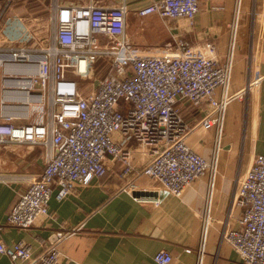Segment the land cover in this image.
Wrapping results in <instances>:
<instances>
[{"label": "built area", "instance_id": "built-area-1", "mask_svg": "<svg viewBox=\"0 0 264 264\" xmlns=\"http://www.w3.org/2000/svg\"><path fill=\"white\" fill-rule=\"evenodd\" d=\"M13 2L8 0L0 10V145L48 150L41 172L19 193L6 223L30 228L39 216L49 214L54 188L58 200L66 198L76 185L103 174L107 158L122 163V174L156 178L175 197L206 174L209 186L196 260L202 264L227 105L254 92L253 84L260 80L251 77L240 91L230 92L241 0H236L223 57L212 41L194 46L179 38L160 49L135 47L124 2L108 6L52 0L41 26L10 14ZM198 8L199 0H155L136 14L185 18L192 24ZM35 32L43 38L37 44ZM258 55L253 54L255 61ZM74 76L93 78V88L81 93ZM185 102L204 109L197 122L183 116ZM197 125L214 129L211 158L186 143ZM133 151L142 155L141 165H134ZM233 194L232 203L241 210L238 226L224 228L222 239L239 252L243 264H264V154H255L237 175ZM78 230L80 226L57 230L56 240L38 255L28 243L8 245L0 238V253L12 264H58L59 242ZM154 260L171 264L172 255L160 249Z\"/></svg>", "mask_w": 264, "mask_h": 264}, {"label": "crops", "instance_id": "crops-1", "mask_svg": "<svg viewBox=\"0 0 264 264\" xmlns=\"http://www.w3.org/2000/svg\"><path fill=\"white\" fill-rule=\"evenodd\" d=\"M7 1L0 0V10ZM91 1L108 6L127 4V31L137 48L160 49L167 41L179 38L194 46L212 41L220 57L228 48L236 6V0H199L195 20L189 24L185 18L136 14L155 0L71 3ZM51 3L46 0L44 4L48 10ZM241 4L230 92L240 91L251 77L259 76L260 80L253 84L254 92L227 105L202 264H243L239 252L222 239L221 231L238 226L241 210L232 203L237 175L250 165L255 154H264V0H241ZM253 54H259L256 61ZM181 110L191 123L204 113L189 102ZM235 118L237 124L232 122ZM231 123L236 126V136L226 127ZM213 141L214 129L198 125L186 136L193 151L206 158L212 156ZM47 150L39 145H0V238L8 245L22 241L38 255L56 240L57 230L80 226L59 242L58 264H156L154 255L160 249L171 253V264H196L209 186L206 174L175 197L156 178L132 171L122 174V163L107 158L103 174L95 175L87 185H76L66 198L58 200L54 188L49 214L39 216L30 228L7 224V212L29 180L41 172ZM132 159L135 166L143 162L136 151ZM0 264L12 263L0 253Z\"/></svg>", "mask_w": 264, "mask_h": 264}, {"label": "rangeland", "instance_id": "rangeland-1", "mask_svg": "<svg viewBox=\"0 0 264 264\" xmlns=\"http://www.w3.org/2000/svg\"><path fill=\"white\" fill-rule=\"evenodd\" d=\"M14 2L11 4L9 8L10 14H19L24 16L29 23H31L33 26L36 25H45L47 22L48 17V9L47 6H45L46 0H13ZM37 39V40H36ZM42 36L35 32L34 34V42L37 44V42H40L42 40ZM105 65H109V60H104ZM101 68L96 69L95 72H100ZM77 81H79L80 86V92L85 94L86 92L90 91L94 86V79L88 77L87 79H82L80 76H74ZM81 78V79H80ZM2 70L0 68V95H1V86H2ZM236 115V112L234 113ZM238 115V114H237ZM235 124H237V118L232 120ZM235 124H227L228 131L233 129L234 136H236V130H235ZM225 128V132L227 130Z\"/></svg>", "mask_w": 264, "mask_h": 264}, {"label": "water", "instance_id": "water-1", "mask_svg": "<svg viewBox=\"0 0 264 264\" xmlns=\"http://www.w3.org/2000/svg\"><path fill=\"white\" fill-rule=\"evenodd\" d=\"M135 193H137V194H138V192H135Z\"/></svg>", "mask_w": 264, "mask_h": 264}]
</instances>
